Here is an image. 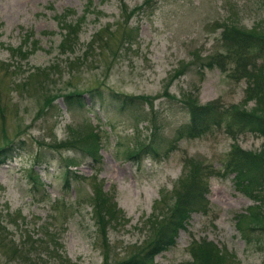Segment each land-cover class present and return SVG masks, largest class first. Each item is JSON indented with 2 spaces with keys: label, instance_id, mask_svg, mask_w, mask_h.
<instances>
[{
  "label": "rangeland",
  "instance_id": "obj_1",
  "mask_svg": "<svg viewBox=\"0 0 264 264\" xmlns=\"http://www.w3.org/2000/svg\"><path fill=\"white\" fill-rule=\"evenodd\" d=\"M86 1L0 0V150L11 147L15 155L0 163V217L7 239L14 240L12 248L17 252L23 243L25 251L16 254L5 240L0 264H101L104 246L111 257L127 256L128 245L151 236V215L167 212L161 194L174 202L195 166L213 171L206 180V212H192L175 245L154 261L187 263L189 248L204 238L227 249V264H264V237L251 231L247 243L236 224L237 216L257 203L238 190L232 173L220 171L231 135L207 123L201 136L183 135L190 115L180 103L186 97L199 105L214 102L216 114L229 104L254 108L255 101L245 98L249 82L228 74L238 66L239 71L259 68L264 76V39L260 49L236 46L238 57L220 34L226 24L264 35V0H148L149 5L145 0H90L98 17L87 13L80 22ZM77 19L80 29L72 28L64 41L67 22ZM63 42L76 47L69 61L59 53ZM216 53L221 59L207 66V57ZM92 89L131 97L139 116L117 113L108 103L98 108L88 93ZM70 90L84 99L73 112L62 99ZM260 96L264 101V93ZM86 123L98 131L96 161L69 147L53 150L68 144ZM236 144L259 152L264 139L245 131ZM144 146L149 151L128 157ZM65 166L76 176L67 189ZM30 172L39 175L45 194L30 191ZM93 179L123 215L105 230V245L85 199L93 194ZM40 241H47L50 251L40 248Z\"/></svg>",
  "mask_w": 264,
  "mask_h": 264
},
{
  "label": "trees",
  "instance_id": "obj_2",
  "mask_svg": "<svg viewBox=\"0 0 264 264\" xmlns=\"http://www.w3.org/2000/svg\"><path fill=\"white\" fill-rule=\"evenodd\" d=\"M145 1V4H150V1ZM122 4L125 5L124 2H122ZM121 11H125L124 7L121 8ZM69 12L71 11L69 10L66 13ZM98 12L99 9L96 10L94 5L91 4V1L87 0L85 2V7L82 8L79 16L80 22L87 18V13L94 14V17L97 18ZM124 15L126 14L124 13ZM59 17H64L63 12L59 15ZM80 22H78V19L72 24L67 22L68 29L62 35L64 41L69 40L67 37L72 36V28L78 27ZM223 29L224 30L220 35L223 39H227L230 42V50L236 51L238 57L240 56V53H238L236 46L244 47L246 50H253L259 48V42L264 39V35H259L258 32L252 34L249 33L251 31H242L233 25L228 26L225 24ZM97 32L98 31H94L93 33L96 34ZM88 46L90 48V41ZM60 47L61 50L59 53L65 54L67 61H69V59L71 60V58H73L72 52H75L76 47L74 45H66L64 42L60 44ZM81 53V55L87 54L85 51H81ZM231 56L234 57L235 55ZM223 57H225V54ZM219 59H221V57L216 53L215 56L207 57L205 63L207 66H210L215 64L216 60ZM221 69H224V67ZM233 70L234 72L228 75L234 81L244 78L249 82L246 85V91L249 95L245 98L247 100L252 99L255 101L256 104L254 108L245 110L241 106L243 103L232 106L229 104L228 106H223V112H218V114H216V109L219 104L207 101V104L199 105L193 103L192 99L186 97L181 100L180 103L185 106L187 105L186 111H188L190 118L185 124L186 128L182 129L181 133H183V135L185 134V136H188L189 138H197L203 134V128L206 125L205 123H207L214 124L216 127L220 126V128L222 127L224 129L223 131L226 134L231 135L233 142L231 143V148H229V151L226 154L227 158L221 163L220 171L222 170V175L232 173L234 176V185L238 188V190L257 203H254L251 207H249L247 214L242 213L237 216V228L240 230L242 237L246 238L245 240H247L248 243L251 239V231L253 234L257 232L260 237H264V146H262V149L259 152L247 150L242 151L236 144V137L240 134V132L247 131L249 133L251 132L257 134L264 139V101L258 100L261 97L260 95L264 93V76H261L260 73H258L260 71L259 68H257L256 71H252L242 67V70L239 71L238 66H235ZM88 93L90 98L94 100L93 102L97 104V107H104L106 105L105 103H108L110 108H114L117 113H123L125 111L132 113L133 116H139V111H137L138 107L135 105V102L132 101L131 97L125 95L121 96L110 91H108V93H103L101 90L96 91L93 89ZM62 99L65 101L64 104L66 109L71 112H73L74 109L81 108V106L83 107L84 105L82 95L79 92H72V90L67 93H62ZM113 100L115 101L113 102ZM49 103L51 104L50 101H48L47 104ZM51 106L53 105L51 104ZM94 129V126L91 127L89 123H86L85 125L82 124L79 133L73 135V139L69 141L68 144L63 143L62 145H54L52 148L54 151H59V148L66 150L68 149L67 147H69L74 151H80L83 154L85 153V155L92 157V159L96 161L99 153V137L97 134L98 131ZM144 148L147 150L145 151ZM12 151L11 147H6L0 150L1 164L11 158H14L15 155H13ZM136 151L129 152L128 157L136 158V156L139 155L138 153L147 152L149 149L144 146L140 152ZM152 154L155 155L154 152ZM64 161L65 163H74L72 162V159H65ZM195 167L196 168L194 170H190L188 173V176L186 177L188 181H182V189L180 188L176 190L174 198L176 200L174 202L168 198H164V194H161L159 197V200H162L163 208L167 210V212L163 213L160 210L162 212V216H160V218H157L158 213L151 215L152 218L148 221L150 224L148 225V233L151 231V236L148 238L147 235L140 245H128L127 256L123 258L120 257L119 259H117L118 257L113 254L111 257L110 251L112 250L110 248L108 249L107 246H104V248H102V255H104V259L101 264H161L154 261V256L158 255L162 252V250H168L172 247V245H175L174 240L176 234L179 229H184V225L188 221V216H190L192 212H206V208H204V204H206L204 196L208 191L206 180L211 172L213 173V171L212 167L210 168L209 166ZM70 174L72 176V173ZM29 175L32 182V188L30 191L34 190V192L39 191L45 194V185H42L39 175L33 172H30ZM71 178L75 179L76 176L64 178L62 184L65 183V185L63 189L68 188L67 181ZM92 183L96 185L93 188V194L89 197L86 196L85 199L89 204H91L90 210L92 211L91 214L92 219L94 220L93 223L97 226V230L99 229L102 233V240L105 245V230L109 226L111 227L113 222L116 223L119 219H121L123 216L121 213L122 210H119V208H117V202L112 201L111 197L108 196V193L101 189V185H97V182L94 179L92 180ZM183 191L186 192L181 193ZM56 203L57 202L55 201V204ZM2 222L3 218L0 217V244L4 245L6 240L10 244L9 246L5 245V247H8V249L11 247V251H15V249L12 248L14 240L7 239L6 233L9 232V230L5 229ZM47 243V241H40V248L48 249L50 251L47 247ZM22 248H24L23 243H20L19 246H17V252L15 251L16 254L20 253L21 250L22 253H24L25 251H23ZM30 248L34 250L36 249L35 246H30ZM188 251L191 254V258L184 264H227L229 261L227 249L222 247L220 248L217 246L215 241L204 240V238L202 241H197V243L193 244ZM12 255L13 254H10L9 257L14 258Z\"/></svg>",
  "mask_w": 264,
  "mask_h": 264
}]
</instances>
